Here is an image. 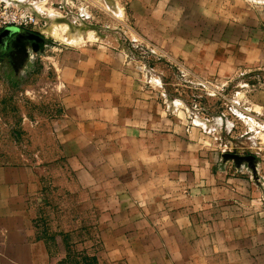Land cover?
Wrapping results in <instances>:
<instances>
[{
  "label": "rangeland",
  "instance_id": "1",
  "mask_svg": "<svg viewBox=\"0 0 264 264\" xmlns=\"http://www.w3.org/2000/svg\"><path fill=\"white\" fill-rule=\"evenodd\" d=\"M14 13L0 169L34 187L8 264L264 250V0H0Z\"/></svg>",
  "mask_w": 264,
  "mask_h": 264
},
{
  "label": "crops",
  "instance_id": "2",
  "mask_svg": "<svg viewBox=\"0 0 264 264\" xmlns=\"http://www.w3.org/2000/svg\"><path fill=\"white\" fill-rule=\"evenodd\" d=\"M12 176L24 178L23 182L19 181V178L18 181H14L13 178L11 179ZM32 184V174L25 169H0V227L5 230L0 243L2 254L0 264H8V258L19 253V247L25 249L24 245L20 244V231L26 228L27 222L25 212L14 214L10 210L20 206V194L30 191L31 187H34L31 186ZM261 237L264 238L263 235ZM230 254H226L225 264H264V250L256 255L246 251L245 254L240 255V260L238 256H233V253L230 256Z\"/></svg>",
  "mask_w": 264,
  "mask_h": 264
},
{
  "label": "built area",
  "instance_id": "3",
  "mask_svg": "<svg viewBox=\"0 0 264 264\" xmlns=\"http://www.w3.org/2000/svg\"><path fill=\"white\" fill-rule=\"evenodd\" d=\"M32 21V18H30ZM26 22H23V19L21 16H18L17 14H12L10 17L5 18L1 23H0V28L4 26H14V27H20L21 25L25 24Z\"/></svg>",
  "mask_w": 264,
  "mask_h": 264
},
{
  "label": "water",
  "instance_id": "4",
  "mask_svg": "<svg viewBox=\"0 0 264 264\" xmlns=\"http://www.w3.org/2000/svg\"><path fill=\"white\" fill-rule=\"evenodd\" d=\"M7 30L16 31L17 29H15V28H7L5 31H7Z\"/></svg>",
  "mask_w": 264,
  "mask_h": 264
},
{
  "label": "trees",
  "instance_id": "5",
  "mask_svg": "<svg viewBox=\"0 0 264 264\" xmlns=\"http://www.w3.org/2000/svg\"><path fill=\"white\" fill-rule=\"evenodd\" d=\"M49 262H50L49 264H51V260Z\"/></svg>",
  "mask_w": 264,
  "mask_h": 264
},
{
  "label": "bare ground",
  "instance_id": "6",
  "mask_svg": "<svg viewBox=\"0 0 264 264\" xmlns=\"http://www.w3.org/2000/svg\"><path fill=\"white\" fill-rule=\"evenodd\" d=\"M53 27V26H52ZM59 29V28H58ZM65 29V28H64ZM55 30V29H54Z\"/></svg>",
  "mask_w": 264,
  "mask_h": 264
}]
</instances>
